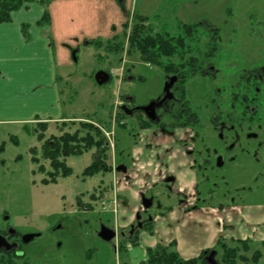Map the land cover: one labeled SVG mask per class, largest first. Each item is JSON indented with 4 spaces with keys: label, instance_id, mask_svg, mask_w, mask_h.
<instances>
[{
    "label": "rangeland",
    "instance_id": "374dc122",
    "mask_svg": "<svg viewBox=\"0 0 264 264\" xmlns=\"http://www.w3.org/2000/svg\"><path fill=\"white\" fill-rule=\"evenodd\" d=\"M25 1L28 3L24 2L19 10L34 4L42 6L48 13L51 7L59 33L65 34L66 39L69 36L79 40L70 46L66 63L60 60L57 86L64 117L81 121L42 123L40 126L44 124L46 128L42 139L35 134L41 130L37 126L39 123L0 126V232L9 227L20 236H39L28 244H21L16 254L17 264L145 262L141 244L130 250L126 246L127 239L117 238L106 243L97 236L101 226L118 227L121 233H127L140 207L141 194H159L157 196L161 198L160 210L155 206L149 210L152 217L167 212L166 207L176 208L185 196L191 198L192 206L200 209H219L221 204L232 200L237 209L247 206L260 210L264 205L262 176L243 182H238L240 177L229 180L228 185L220 189L224 200L219 198L220 194L210 198L203 192L202 185H173L168 192L162 185L145 186L133 177L128 182L124 176L117 174L113 161L114 156L120 161L128 162L129 159V171L135 172V160L128 156L135 141L130 136L125 137L118 125L125 120L118 108L122 98L133 94L135 104H143L160 86V72L144 62L136 49L129 48L136 17L140 18L137 23L145 19L142 23L152 31V35L167 34L178 40L183 34L182 26H190L193 33L183 38L185 48L176 51V54L184 55L181 61L201 54L206 58V64L218 68L215 60L216 55L221 53L227 62L235 59L240 70L255 69L264 64V0ZM75 50L77 61L73 62L71 52ZM212 53H216V57H208ZM176 58H172L171 63H175ZM200 60L195 58L194 62L199 63ZM98 72L107 73L110 81L102 86L96 85L94 76ZM139 77L144 81L137 82ZM87 122L102 134L106 167L111 168V172L82 176L96 156L95 149H91L79 157H59L69 174L44 184V180L52 179L48 174L52 169L42 155L41 145L46 144L48 150L47 147L53 143L50 142L51 137L59 138L74 132L84 135L82 126ZM126 123L130 131L133 123L131 120ZM32 149L37 150L36 155L31 154ZM33 156L38 160L36 163L32 162ZM166 196L170 199L165 201ZM122 217L127 218L123 229L120 228ZM173 222L167 218L159 226L169 238L172 230L166 226L170 225L173 229ZM154 229L158 230L153 227L152 231ZM141 236L140 233L139 238L142 239ZM225 243L233 246L232 242ZM261 249V244L251 243L249 252L239 253L247 263L236 264H252V252ZM217 251L215 261L218 264L221 262V251ZM4 255L0 253L1 262L8 259ZM260 264H264V254Z\"/></svg>",
    "mask_w": 264,
    "mask_h": 264
},
{
    "label": "flooded vegetation",
    "instance_id": "af4514ba",
    "mask_svg": "<svg viewBox=\"0 0 264 264\" xmlns=\"http://www.w3.org/2000/svg\"><path fill=\"white\" fill-rule=\"evenodd\" d=\"M215 54L208 57L214 58ZM200 55L181 61L182 54L161 57L154 53L150 67L160 72L158 91L139 105L135 104L133 94L122 98L118 108L125 120L118 125L125 137L130 136L135 141L128 154L135 160V172L129 171V159L120 161L114 156L113 163L117 174L128 182L133 177L145 186L162 185L168 192L173 185H202L203 192L210 198L219 194L220 198L223 197L220 189L225 188L229 180L240 177L238 182H243L249 178L256 180L258 176L264 179V64L240 70L235 59L227 62L219 53L216 68L206 64V58ZM174 57H178L179 62L171 63ZM195 58H201V62H194ZM136 81L144 79L139 77ZM127 120L133 123L130 131L126 127ZM104 162L107 165L106 159ZM157 195H140V207L127 233H121L118 227L108 228L115 232L114 240H133L137 246L140 233L152 235L153 227L160 226L165 214L174 209L166 207V213L152 217L149 210L153 206L157 210L161 208V198ZM167 199L170 197L164 198ZM182 200L179 203L184 214L198 210L188 196ZM143 201L150 206L144 208ZM232 202L219 207L230 206ZM9 231L14 230L7 227L0 235L7 238L14 249L0 253L5 254L10 264H17L16 254L21 244L32 240L23 243V236L15 231L11 235ZM167 246L148 248L146 260L148 250ZM216 247L209 251L218 252Z\"/></svg>",
    "mask_w": 264,
    "mask_h": 264
},
{
    "label": "crops",
    "instance_id": "0c3cea01",
    "mask_svg": "<svg viewBox=\"0 0 264 264\" xmlns=\"http://www.w3.org/2000/svg\"><path fill=\"white\" fill-rule=\"evenodd\" d=\"M44 11L42 6L29 4L12 12L10 21L0 23V126L81 121L64 117L57 86L60 60L66 63L70 46L79 40L69 36L66 39L65 34L59 33L51 7L49 19L42 22ZM259 209L224 205L220 209L198 207L195 212L184 214L179 203L160 222L165 223L167 218L174 221L173 229L166 226L172 230L171 238L156 226L158 230L154 229L152 235L143 234L139 239L143 260L148 248L172 243L184 261L214 250L218 241L261 244L264 242V205ZM126 222L127 218L122 217L120 228H125ZM126 246L130 250L135 247L130 241Z\"/></svg>",
    "mask_w": 264,
    "mask_h": 264
},
{
    "label": "trees",
    "instance_id": "16d2710c",
    "mask_svg": "<svg viewBox=\"0 0 264 264\" xmlns=\"http://www.w3.org/2000/svg\"><path fill=\"white\" fill-rule=\"evenodd\" d=\"M28 3L25 0H8L6 2H0V23H5L10 21V13L18 11L23 3ZM139 17H136L135 24L133 25L129 48L136 49L142 56V60L148 64L153 61L154 53H158L161 57H168L176 53L177 50H181L184 47L185 39L193 31L188 25L182 26L183 34L181 38L174 39L168 37L167 34H155L152 35V31L144 26L145 19L140 22H136ZM48 19V13L44 12L42 22H46ZM140 19V18H139ZM144 22V23H142ZM127 27V25H125ZM167 40H166V39ZM179 42V43H178ZM158 60V57H157ZM117 117V116H116ZM115 117V118H116ZM68 123V122H63ZM74 124V122H69ZM39 123L37 126L41 129L39 132L35 133L38 139H42L44 136V124ZM85 130L84 135H80L78 132H74L72 135L64 134L63 136L51 137L48 150H46V144L41 145L42 155L44 159L49 161V166L52 172L48 174L51 175L52 179L44 180V184H48L51 181H55L60 175L66 177L69 174L64 161L62 162L59 157L65 158L70 156H81L84 152H88L91 149H95L96 157L94 158L91 165L84 169L82 172L83 177H91L98 175L100 173L111 172V168L105 165V152L106 149L103 147V137L98 128H94L92 125L85 123L82 126ZM15 142V141H13ZM37 150H31L32 155H36ZM37 159V158H36ZM34 156L32 157V162L36 163ZM42 170V167H40ZM233 246H227L226 243L218 241L216 249L221 251V262L218 264H236V262L247 263L244 256L239 255V253L249 252L250 244L246 241H232ZM131 244L135 246V241H131ZM261 250H254L252 253L251 263L260 264V260L263 259L264 254V242L261 243ZM0 264H10V261L1 262ZM127 264V263H125ZM141 264H207L204 261V255H200L196 259L184 261L179 258L178 254L174 249V244H169L167 247H158L155 250L147 251V260Z\"/></svg>",
    "mask_w": 264,
    "mask_h": 264
},
{
    "label": "water",
    "instance_id": "95a60500",
    "mask_svg": "<svg viewBox=\"0 0 264 264\" xmlns=\"http://www.w3.org/2000/svg\"><path fill=\"white\" fill-rule=\"evenodd\" d=\"M76 53L77 51H73L71 53V58L73 62H76ZM109 80V76L108 74H106L105 72H98L95 76H94V81L98 86H102L104 84H106ZM144 204V208H148L150 206L149 203H146L143 201ZM6 219V218H5ZM10 234H14V231H9ZM38 235H36L37 237ZM97 236L104 242L106 243H110L115 239V232L106 228V227H100L99 232L97 234ZM34 235H26L22 237V242L23 243H28L31 240H33ZM14 249V246L8 243L7 238L2 237L0 235V251H4L6 253L10 252L11 250ZM217 252L216 251H209V252H203V255L205 256V262L207 264H217L215 261V256H216Z\"/></svg>",
    "mask_w": 264,
    "mask_h": 264
}]
</instances>
